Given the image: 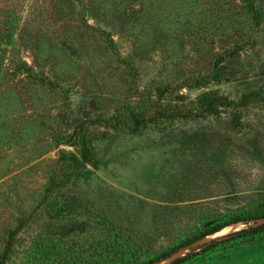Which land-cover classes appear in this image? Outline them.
Instances as JSON below:
<instances>
[{"label": "rangeland", "instance_id": "rangeland-1", "mask_svg": "<svg viewBox=\"0 0 264 264\" xmlns=\"http://www.w3.org/2000/svg\"><path fill=\"white\" fill-rule=\"evenodd\" d=\"M251 90L264 0H0V264H101L115 243L139 264L264 209ZM262 221L156 264H264V232L212 241Z\"/></svg>", "mask_w": 264, "mask_h": 264}, {"label": "trees", "instance_id": "trees-1", "mask_svg": "<svg viewBox=\"0 0 264 264\" xmlns=\"http://www.w3.org/2000/svg\"><path fill=\"white\" fill-rule=\"evenodd\" d=\"M249 3H250V6L252 7V0H249ZM255 13L257 14V12ZM201 98H204V101H205V107L203 108L204 109L203 111L205 112L214 111L218 107V105L221 104L225 100L224 97H219L217 95L211 96L210 94L202 95ZM252 102H258L264 105V95L261 94L260 91L258 90H251L242 95L240 101L238 102V105L247 106L249 103H252ZM73 160L77 167L79 166L83 167L87 163H92L94 160L93 153L89 145L86 143V141L83 138H81V150H80L79 156H74ZM260 219H264V209L255 210V212H253L252 214L248 212L244 216L230 218L229 220H226L225 222L221 224L207 226L201 232L193 236H190L177 244H174L167 251L157 256H154L153 258L145 262L144 261L139 262V264L159 263L171 257L173 254H175L179 250L186 248V247H190L194 242L204 238L205 236H208V235H211V234H214L220 231L223 227L229 224L238 223V222H243L247 224L250 220H254L255 222H257V220H260ZM261 232H264V221L257 223L256 225H253V224L247 225L236 231L230 232L222 236L221 238H219V240L218 238H214L212 239V241L215 242L217 240V242H221V241L246 238V237L253 236L257 233H261ZM131 246L133 245L131 244ZM137 249L138 247L130 248V246L129 247L123 246V243L122 244L115 243L113 245H110L109 248H104V249L99 248L97 254L103 257L101 264H134L135 261L137 260V253H138ZM193 254L187 253L185 255L178 256L166 264H184L191 259ZM94 264H99V263L95 262Z\"/></svg>", "mask_w": 264, "mask_h": 264}, {"label": "bare ground", "instance_id": "bare-ground-1", "mask_svg": "<svg viewBox=\"0 0 264 264\" xmlns=\"http://www.w3.org/2000/svg\"><path fill=\"white\" fill-rule=\"evenodd\" d=\"M234 225L230 224V225H227L225 226L224 228H222L220 231L216 232L215 234H219V233H225L228 229H230L231 227H233ZM223 233V234H224ZM214 235V234H213Z\"/></svg>", "mask_w": 264, "mask_h": 264}]
</instances>
